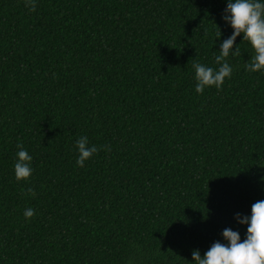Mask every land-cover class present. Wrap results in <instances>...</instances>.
<instances>
[{
	"label": "trees",
	"instance_id": "1",
	"mask_svg": "<svg viewBox=\"0 0 264 264\" xmlns=\"http://www.w3.org/2000/svg\"><path fill=\"white\" fill-rule=\"evenodd\" d=\"M224 7L0 0V264H186L225 227L243 239L234 213L264 199V71L244 70L239 35L219 89L197 94L192 68L217 67ZM80 136L98 150L78 167Z\"/></svg>",
	"mask_w": 264,
	"mask_h": 264
},
{
	"label": "clouds",
	"instance_id": "2",
	"mask_svg": "<svg viewBox=\"0 0 264 264\" xmlns=\"http://www.w3.org/2000/svg\"><path fill=\"white\" fill-rule=\"evenodd\" d=\"M24 5L29 12L33 11L36 0H24ZM231 29L230 35L219 42V49L215 51L211 66L193 62L194 90L197 94L205 88L219 89L230 76L232 66L227 62L229 55H238V50L233 49L236 37L245 41L252 55L244 63L245 71H264V0H225V7L221 16ZM221 33L217 32V37ZM76 150V166H83L84 162L97 152L98 146L90 144L86 136H80L74 141ZM14 154L13 177L15 180H26L32 173L30 165L32 156L21 145L17 144ZM258 183L264 191V174L257 177ZM31 192V188L28 189ZM33 209L26 208L23 212L25 219L32 217ZM233 219L238 225L246 226L243 239L240 233L225 227L220 233V240L214 241L203 253L198 249L190 252L191 260L186 264H264V199L251 204L247 215L234 213Z\"/></svg>",
	"mask_w": 264,
	"mask_h": 264
}]
</instances>
